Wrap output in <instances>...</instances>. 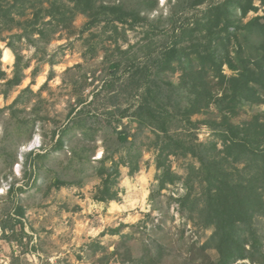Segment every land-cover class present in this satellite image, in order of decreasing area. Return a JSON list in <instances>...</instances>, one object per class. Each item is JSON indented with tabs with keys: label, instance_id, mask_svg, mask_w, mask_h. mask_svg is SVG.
Wrapping results in <instances>:
<instances>
[{
	"label": "trees",
	"instance_id": "trees-1",
	"mask_svg": "<svg viewBox=\"0 0 264 264\" xmlns=\"http://www.w3.org/2000/svg\"><path fill=\"white\" fill-rule=\"evenodd\" d=\"M209 1L174 0V17L194 12L186 17L187 24H181L180 34L174 32L171 43H164L163 57L157 61L160 71H183L180 85L170 83L173 88H165L162 92L159 84L157 89L146 82L141 102L126 107L115 104L106 110L109 117L104 124L93 103L80 100L83 105L78 110L73 109L76 114L52 132V140L56 139L53 145L48 148L44 144L29 153L25 173L34 175L33 185H37L39 178L44 184L49 181L46 195L53 187H83L90 178L98 177L100 184L93 199L98 202L120 201L121 167H128V174L133 176L141 170L144 148L153 147L159 183L151 194L152 199L170 185L181 184L185 193L176 200L182 212L188 211L190 219H196L204 228L213 230L197 249L196 255L200 257L195 255L194 264H241L239 261L246 259L253 264H264V238L259 236L258 229H254V222L264 221V112H257L250 120L240 123L234 121L245 105L264 103V0H260L263 14L246 23L243 18L250 11L260 9L255 5L256 0ZM206 3L208 7L200 11L198 8ZM157 8L158 0H0V42L8 39L7 47L16 57L12 77L0 65V94L6 96L9 90L20 85L25 69L31 64V58L19 51L17 42L29 39L35 43L33 36L38 35L37 43H50L55 34L72 26L78 14L89 17L83 31L105 23L104 27L112 28L115 42L117 36L128 40V30L120 28V24L131 29L148 22L147 13ZM29 11L32 17H29ZM15 28H22V31L3 36L4 31ZM153 44L151 41L143 46L148 57H154L156 49ZM116 49L123 54L129 53V49L123 50L119 45ZM40 51L36 47L35 56ZM136 59V56L130 57L127 68L143 71L144 66H136ZM43 60L44 57L40 59ZM121 66L122 62L115 61L110 68L117 74ZM37 71L35 68L33 76ZM112 85L107 81L103 89ZM26 91H30V87L23 90L10 108ZM99 94L95 93V97ZM185 99L187 102L183 104ZM213 104L217 106L214 118L192 120L195 114L208 115ZM217 116H220L219 120ZM126 118L137 123L138 130L150 127L155 137L140 141L139 131L131 133L126 126L119 129V123ZM36 122V118L24 119L18 133L27 130L30 137ZM200 124L208 125L215 137L207 141L194 137L191 128ZM99 133L102 134L104 151L101 157L93 158ZM43 135L45 139L46 133ZM123 150L125 153L120 154ZM171 155L191 156L199 165L192 163L186 175L179 174L172 168ZM50 161L54 165L49 166ZM15 190L13 182L8 193ZM24 190V187L19 188L21 192ZM175 198L171 196V199ZM17 212L19 218L9 217L1 225L4 231L11 227V237L16 239L19 235L13 221L24 227L21 219L26 212L24 205H19ZM125 226L121 224L108 232L121 234ZM159 227H155L156 232L161 230ZM22 232L33 238L24 229ZM135 240L133 234H122L112 253L100 241H95L89 245L92 248L89 256L98 258V264L111 261L168 264L166 247L162 243L136 240L138 243L132 244ZM151 243L157 246L153 247ZM211 249L216 251V258L207 255ZM99 252L103 255L98 257Z\"/></svg>",
	"mask_w": 264,
	"mask_h": 264
},
{
	"label": "rangeland",
	"instance_id": "rangeland-1",
	"mask_svg": "<svg viewBox=\"0 0 264 264\" xmlns=\"http://www.w3.org/2000/svg\"><path fill=\"white\" fill-rule=\"evenodd\" d=\"M208 3L198 9L205 10ZM173 4L174 0H158V8L147 13L148 22H142L131 29L128 25L120 24V28L125 27L128 30V40L117 36L115 42L112 38V28L104 27L105 23L83 31L89 17L78 14L72 26L55 34L50 43H37L38 35L33 36L35 43L29 39L17 42L19 51L26 58H31V64L25 69L20 85L9 90L6 96L0 94V110L3 109L0 112V264H98L96 262L98 258L89 256L92 251L89 245L100 241L106 246L107 251L112 253L122 234H133L136 240L162 243L166 247L168 264H188L190 261L192 263L189 264H194L197 249L213 230L204 228L196 219H190L187 216L188 211L182 212L176 200L185 193L181 184L170 185L169 188L162 190L157 198L152 199L151 194L158 188L159 183L156 178L158 170L153 147L144 148L141 170L133 176L128 174V167H121L119 183L121 200L116 201V204L93 199L100 184L98 177L90 178L83 187L71 186L60 189L53 187L46 195L49 181L44 184L43 179L39 178L37 185H33L34 175L25 173V162L29 153L44 144L48 148L53 145L56 139L52 140V132L66 123L71 115L76 114V110L83 105L79 103L80 100L84 99L86 103L91 101L93 107L101 113L100 121L104 124L109 117L105 114L106 110L115 104L121 107L138 105L142 100V94H145L146 82L149 81L157 89L159 84L161 86L159 90L162 92L165 88H173L170 83L180 85L183 71H160L157 61L163 57L161 51L165 47L164 43H171L174 32L180 34L181 24H187L186 17L194 12L180 13L174 17ZM255 5L260 7L259 11H250L243 18L244 23L256 15L263 14L260 0H256ZM196 13L200 15V12ZM29 17H32L31 11ZM21 31L22 28L4 31L3 36ZM108 35L111 38H107ZM6 41L0 42V65L2 64L9 77H12L16 57L12 49L7 47ZM151 41L154 43L152 47L156 49L154 57H148L143 48ZM118 45L123 50L129 49V53H121L116 49ZM36 47L42 51L35 56ZM6 52L12 55L10 61L5 60ZM135 56L136 66H144L143 71L127 68L128 59ZM42 57L44 60L40 61ZM48 59H55L58 62L48 63ZM115 61L122 62L117 74L110 68L111 63ZM35 68L39 71L33 76ZM225 69L227 73H231L227 66ZM107 81L113 85L111 88L103 89ZM27 87H30V91L24 92L22 99L10 108ZM98 92L100 94L95 97V93ZM136 92L140 94L137 95ZM186 102L185 99L183 104ZM74 108L77 109L73 110ZM216 112L217 106L213 104L208 115L195 114L192 120L214 118ZM257 112H264V103L245 105L234 121L240 123L250 120ZM35 118L37 122L30 137L27 130L18 133L22 128L20 126L23 125L20 123L24 119ZM217 118L219 120L220 116ZM118 126L119 129L126 126L131 133L139 131L140 141L146 137H155L150 127L144 126L138 130L137 123L127 118ZM191 131L199 141L215 137L206 124H200L197 128L192 127ZM43 133H46L45 139ZM98 135L93 158L101 157L104 151L102 134ZM121 153L124 154L125 151ZM169 158L172 168L182 175L187 174L188 166L192 163L199 165L197 159L191 156L171 155ZM48 165H54V162L50 161ZM27 167L30 169L29 162ZM13 182L16 190L8 193ZM40 185L43 187H39ZM20 187L26 190L21 192ZM171 196L176 198L171 199ZM19 205H24L26 212L21 217L24 227L13 221L19 235L16 239L11 237L13 233L11 227L4 231L1 225L8 221L9 217L15 219L20 217L17 212ZM121 224L126 225L121 234L113 235L108 232L110 228L119 227ZM157 225L161 229L159 232H156ZM22 229L33 238L30 239L23 234ZM254 229H258L257 233L264 238L263 220L254 222ZM136 240L132 244L138 243ZM151 244L153 247L157 246ZM135 254L138 255L140 252ZM102 255L99 252L97 256ZM207 255L217 257L216 251L212 249L207 251ZM196 257L200 255L197 254ZM239 263L253 264L248 259ZM108 264L119 263L111 261Z\"/></svg>",
	"mask_w": 264,
	"mask_h": 264
},
{
	"label": "bare ground",
	"instance_id": "bare-ground-1",
	"mask_svg": "<svg viewBox=\"0 0 264 264\" xmlns=\"http://www.w3.org/2000/svg\"><path fill=\"white\" fill-rule=\"evenodd\" d=\"M12 58V55L10 54V52H6L5 54V60L6 61H10ZM113 204H116L115 201H112Z\"/></svg>",
	"mask_w": 264,
	"mask_h": 264
},
{
	"label": "crops",
	"instance_id": "crops-1",
	"mask_svg": "<svg viewBox=\"0 0 264 264\" xmlns=\"http://www.w3.org/2000/svg\"><path fill=\"white\" fill-rule=\"evenodd\" d=\"M48 63H50V59H48V61H47ZM58 61H56L55 63H57ZM35 70V69H34ZM33 70V71H34ZM38 71H39V69H38ZM116 202V201H115ZM110 203H112V201L110 202Z\"/></svg>",
	"mask_w": 264,
	"mask_h": 264
}]
</instances>
